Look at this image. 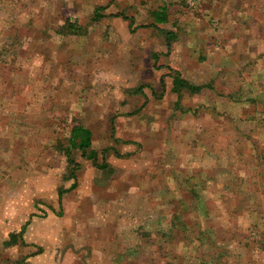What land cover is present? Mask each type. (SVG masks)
I'll use <instances>...</instances> for the list:
<instances>
[{"label": "rangeland", "instance_id": "374dc122", "mask_svg": "<svg viewBox=\"0 0 264 264\" xmlns=\"http://www.w3.org/2000/svg\"><path fill=\"white\" fill-rule=\"evenodd\" d=\"M0 264H264V0H0Z\"/></svg>", "mask_w": 264, "mask_h": 264}, {"label": "trees", "instance_id": "16d2710c", "mask_svg": "<svg viewBox=\"0 0 264 264\" xmlns=\"http://www.w3.org/2000/svg\"><path fill=\"white\" fill-rule=\"evenodd\" d=\"M96 15H99V13H97ZM121 16H123L125 19L127 18V16L125 14H121ZM153 16H154V24L153 26L158 27L157 25L159 23H164L168 21V13H167V9L165 7L159 8L155 11H153ZM133 22H131L132 24ZM64 29H69L70 31H74L73 30V25L70 23V21H67V23L63 26ZM77 32V31H76ZM168 32V38L170 39L169 36V31ZM171 76L173 79V87L172 90L176 93H178L179 97L181 96L180 92L182 90V88H187L190 92L192 93H198L201 91L202 86L200 85H196L191 83L189 80L185 79L182 77L180 71L178 70H174L173 72H171ZM161 84H163V89H165V82L164 79L161 81ZM138 91H141V88L138 89ZM81 136V140L77 143L78 146L83 150L86 147H89L91 144V139H92V133L91 130L88 128H85L83 126H76L73 129V133H72V138H71V142L73 144L76 145V138L78 136ZM107 152V149L105 150ZM68 161H70L71 163L74 164L73 168L71 169V176H75V171L79 169L80 165L78 163H75L73 158L70 155V151L68 150ZM85 153V152H84ZM88 158L90 159H94L95 162L97 163V153L91 151ZM101 167H106V163H104ZM72 188V187H71ZM69 188V189H71ZM62 194V191H61ZM177 223V222H176ZM175 224V222H174Z\"/></svg>", "mask_w": 264, "mask_h": 264}, {"label": "crops", "instance_id": "0c3cea01", "mask_svg": "<svg viewBox=\"0 0 264 264\" xmlns=\"http://www.w3.org/2000/svg\"><path fill=\"white\" fill-rule=\"evenodd\" d=\"M65 25V24H64ZM63 25V26H64ZM130 27H132V24H131V22H130ZM169 45V44H168ZM189 50V49H188ZM191 50V49H190ZM151 55H153L154 57H159V52H154V53H152ZM196 59H198V57H196ZM203 61H205V60H203ZM208 65H210L211 66V64H208ZM209 67V66H208ZM171 69V68H170ZM174 70H178V71H180V73H181V75H182V77L183 78H185V79H187V80H189V79H195V78H197V77H200V79L202 78V79H204V76H205V73H208V71H207V69L205 70V68H202L201 69V67H194L193 69H191V73H190V75H186V73H185V71H183V70H185V69H183L182 67H179L178 69H174ZM173 70V71H174ZM182 72H184L183 74H182ZM184 75V76H183ZM172 77V76H171ZM210 77V76H209ZM164 79V76H162L161 77V81ZM161 81H160V87H161V89H163V84H161ZM195 81V80H194ZM197 82V81H196ZM204 82V81H203ZM197 85H199V84H197ZM200 86V85H199ZM202 86V85H201ZM172 87H173V83H172ZM205 87V86H204ZM203 86H202V88H201V91L203 90V88H204ZM139 88H141V87H138L137 88V91H138V89ZM199 93V92H198ZM140 249V248H139ZM135 250H136V248H129V251H131V252H135Z\"/></svg>", "mask_w": 264, "mask_h": 264}]
</instances>
